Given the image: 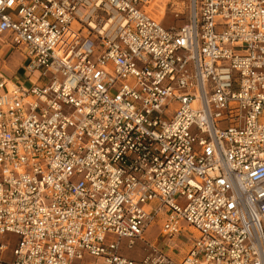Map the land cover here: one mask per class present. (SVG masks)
<instances>
[{
	"label": "built area",
	"instance_id": "obj_1",
	"mask_svg": "<svg viewBox=\"0 0 264 264\" xmlns=\"http://www.w3.org/2000/svg\"><path fill=\"white\" fill-rule=\"evenodd\" d=\"M156 1L0 0V264H264V0Z\"/></svg>",
	"mask_w": 264,
	"mask_h": 264
},
{
	"label": "rangeland",
	"instance_id": "obj_2",
	"mask_svg": "<svg viewBox=\"0 0 264 264\" xmlns=\"http://www.w3.org/2000/svg\"><path fill=\"white\" fill-rule=\"evenodd\" d=\"M188 1L189 0H168L167 2L166 0L156 1L155 5L159 9H157V11L154 12V16L168 27H179L185 22L189 14ZM163 7H164V10L161 9ZM172 12H180L183 15L177 19L172 14ZM6 69H8L9 71L7 70L4 71V75L9 77L11 68L7 67ZM24 77L25 75L23 71H21L18 74V79L22 80L24 79ZM145 238L149 240L152 244L153 243L155 244L156 241L159 239V229L154 228L153 231H151V233L146 234ZM3 239L4 237L0 236V240H3ZM188 239H189L188 236H185L182 239H180V241L178 242L180 244V247H184L185 244H188ZM141 247H142L141 250H140V247L137 246L133 251H127L126 255L134 259L141 258L146 253L145 250L143 249L144 247L143 244L141 245ZM158 247L163 248V244H159Z\"/></svg>",
	"mask_w": 264,
	"mask_h": 264
},
{
	"label": "crops",
	"instance_id": "obj_3",
	"mask_svg": "<svg viewBox=\"0 0 264 264\" xmlns=\"http://www.w3.org/2000/svg\"><path fill=\"white\" fill-rule=\"evenodd\" d=\"M5 54V59H6V68L10 67L11 68V72H10V76L9 77H15V79H18V74L23 71V59L22 57L17 53V52H13L11 50L9 51H4L2 52ZM7 71H9L8 69H6Z\"/></svg>",
	"mask_w": 264,
	"mask_h": 264
},
{
	"label": "bare ground",
	"instance_id": "obj_4",
	"mask_svg": "<svg viewBox=\"0 0 264 264\" xmlns=\"http://www.w3.org/2000/svg\"><path fill=\"white\" fill-rule=\"evenodd\" d=\"M159 1V0H158ZM168 0H166V2H167ZM162 10H164V7L163 8H161Z\"/></svg>",
	"mask_w": 264,
	"mask_h": 264
}]
</instances>
